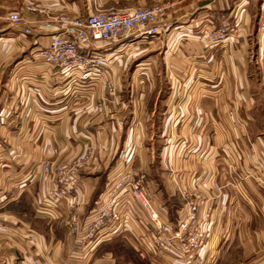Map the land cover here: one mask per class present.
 Here are the masks:
<instances>
[{"label": "crops", "instance_id": "0c3cea01", "mask_svg": "<svg viewBox=\"0 0 264 264\" xmlns=\"http://www.w3.org/2000/svg\"><path fill=\"white\" fill-rule=\"evenodd\" d=\"M35 1L73 17L92 6ZM122 1L99 4L124 8ZM24 2L0 0V264H171L148 249L146 213L131 191L127 228L122 207L116 221L84 238L132 144L135 177L162 221H174L169 200L178 201L176 211L179 189L213 198L210 233L225 240L206 264H264V192L253 178L264 167V103L256 96L264 92V0L158 2L160 32L103 48L99 76L44 64L35 47L47 46L50 33L34 23L23 35L9 19ZM223 19L229 38L207 45L202 33ZM144 134L164 138L158 155L153 141H140ZM81 154L71 196L54 199L43 165L68 166ZM239 248L251 249L248 258H237Z\"/></svg>", "mask_w": 264, "mask_h": 264}, {"label": "built area", "instance_id": "2783aa9c", "mask_svg": "<svg viewBox=\"0 0 264 264\" xmlns=\"http://www.w3.org/2000/svg\"><path fill=\"white\" fill-rule=\"evenodd\" d=\"M93 2L97 5L101 0ZM159 12L160 9L156 7L128 8L122 11H97L85 17L60 15L48 19L39 26L41 30L50 33L49 43L45 47H35L36 54L44 64L55 65L68 72L80 71L99 76L107 58L102 49L131 37L134 31L142 30L143 34H152L157 29L147 28V25L156 22ZM10 20L20 28L23 35L32 33V28L22 22L19 14H12ZM231 31V23L223 19L216 28L207 30L204 38L208 45H218L228 39ZM108 91L114 92L112 85L108 86ZM126 152L129 154L128 150ZM86 159L85 154L68 166L54 162L43 165V171L51 174L56 183L51 191L54 199L63 200L71 196L75 175ZM253 178L256 186L264 192L263 166L259 167V173ZM129 191L146 213L144 230L147 247L151 252L164 256L171 264H206L212 261L210 221L213 214V198L179 189L182 204L175 211L174 221L164 222L130 168L111 185L105 205L86 221L85 239L95 238L106 225L116 221L119 213H122V207L125 212L121 214L120 223L122 228H127L130 209L129 205L124 203L128 201ZM30 264L42 263L32 261Z\"/></svg>", "mask_w": 264, "mask_h": 264}, {"label": "rangeland", "instance_id": "374dc122", "mask_svg": "<svg viewBox=\"0 0 264 264\" xmlns=\"http://www.w3.org/2000/svg\"><path fill=\"white\" fill-rule=\"evenodd\" d=\"M93 1L94 0H92V2H91L92 3V6H91V9H90V13H95L97 11L98 12L99 11L106 12V11H111V10L112 11H122V10H125V9H128V8H152V7H154V5L158 4V2H161L162 1V2L166 3V0H123L122 2H124V6L125 7L124 8H116V7H102V6H100V4L94 5V2ZM130 1H133V2H130ZM169 1H170L171 4L177 2V0H169ZM175 6L176 5L174 4L171 7H174L175 8ZM30 9H34V10L32 11ZM12 14H19L20 17H21L22 22H25L29 27H31V25H33L34 23H37L39 25L41 22L43 23V22H45L48 19H52V18L58 17L60 15L69 16L65 12L64 13L56 12L53 9H51L47 4H42V3L38 2V1H35V0H25V2L21 5V7L19 9H17L16 11H13L9 15V19H10V16ZM30 17H31V19H30ZM69 17H73V16H69ZM156 21H157V18H156ZM217 26H215L214 28H216ZM150 27H155L157 30L154 31L152 34H143L142 33V30L141 31H134L131 36H133V35H148V36H151V35L156 34V32H160V30H159L160 27L158 25H156L155 23L148 24L147 25V28H150ZM205 33H206V31H204L202 33V36H205ZM129 38H131V37H129ZM228 38H229V36H228ZM126 39L128 40V38H126ZM123 40H125V39H123ZM124 42L125 41L120 40V41H118V42H116L114 44L115 45H118V44L124 43ZM114 44L110 45L109 48H113L115 46ZM207 45H208V43H207ZM214 46H216V45H214ZM143 49L144 48L141 47V50H143ZM128 69H129V66L126 69V74H125L126 76H124V80H123L124 83L122 84L123 85V89L121 90L122 93L124 94V98L126 100H128V97H129V90L127 89V86H128L127 85V81H128ZM254 75H255V73H254ZM163 88L162 89H159V90H156V92L158 93V95H157L158 97H161L162 93L163 94H166V90H165V88L164 89ZM183 96H184V98H187L188 97L187 90L185 91V93H182V97ZM256 96L258 97L257 98L258 100L260 99V100H262V103H264V92H263V90H258ZM153 97H155L154 94H153ZM259 106H260V113H262L263 116H264V104L263 105L260 104ZM126 107H127V105H126ZM147 133H149V132L147 131ZM142 140H143V143L145 145L146 144H149L151 141L154 142L155 146L157 147L156 148L157 153H154V155H156V154L158 155V153H159L158 151L163 147V144H164V138H161L160 136H158V137L155 138V137H150V135L147 136L146 134H144V137H142L140 139V141L142 142ZM133 147H134V145L132 144L131 149H130L131 151H132ZM131 151H129V154H127L128 152H126L125 150H123L122 153H121V155H122V157H121L122 159L121 160H124L125 159L124 162L126 163L123 166L124 167L123 174L127 171V169L129 167L132 170V172H134V169H133L134 164L131 165L130 162H133L134 163L135 156L132 155L133 153L130 154ZM81 155H85V154H81ZM81 155H79V156H81ZM79 156H77L70 164H72ZM169 203H170V208L169 209L172 208L173 212H175V206L178 203V201L176 199L175 200H169ZM173 215L174 214H171L170 217H169V219H173ZM248 221H250V222H252L254 224H257V220H255L254 218H252V219L248 218L247 219V224L250 223V222L248 223ZM240 235H243V234H240ZM216 236H217L216 237L217 239L215 240V238H214L213 241H212V244H213V248L212 249H213V251L215 250L216 247H218L219 242H220V245L223 246V244H224L223 241L225 240V238H224L225 235L223 233H221L220 235L219 234H216ZM248 250L249 251H247V250H241L240 248L239 249H235L237 258H243V257H247L248 258V252H251V249H248ZM222 251H223V249H222Z\"/></svg>", "mask_w": 264, "mask_h": 264}, {"label": "trees", "instance_id": "16d2710c", "mask_svg": "<svg viewBox=\"0 0 264 264\" xmlns=\"http://www.w3.org/2000/svg\"><path fill=\"white\" fill-rule=\"evenodd\" d=\"M170 204V203H169Z\"/></svg>", "mask_w": 264, "mask_h": 264}]
</instances>
